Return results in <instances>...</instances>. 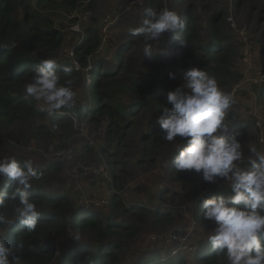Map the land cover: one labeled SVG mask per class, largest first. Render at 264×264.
<instances>
[{
	"label": "rangeland",
	"instance_id": "1",
	"mask_svg": "<svg viewBox=\"0 0 264 264\" xmlns=\"http://www.w3.org/2000/svg\"><path fill=\"white\" fill-rule=\"evenodd\" d=\"M164 8L181 18L187 12L192 15L201 31L198 45L202 46L210 41L206 35L208 18L218 10L224 13L222 44L230 48L226 71H209L207 67L212 62L202 47L178 49L168 41L170 33L151 42L156 51L151 58L143 57V37L131 36L129 29L143 25L146 9L159 12ZM40 10L64 37L63 46L47 58L74 64L79 71L71 80L76 92L74 106L90 107V71L98 61V66L106 70L119 64L118 77L122 80L146 78L142 94H120V102L127 108L155 88L165 93L175 90L186 83L183 71L197 67L214 77L218 86L233 97L225 123L229 125L227 135L240 133L238 139L245 155L241 167H249L248 159L255 158L248 151L250 147L264 154V99L258 93L264 86V0H79L74 9L63 7L60 0H51ZM89 27L98 30L100 46L83 68L76 61L74 48ZM125 43L130 46L122 51ZM120 54L122 59L116 63ZM169 71L176 73L175 79H169ZM30 81L31 77L26 83ZM42 103L35 101L38 110ZM157 109L137 110L133 124L121 123L113 132L107 129L106 117L91 120L89 115H77L72 110L70 120L55 126L50 124L49 114L39 110L27 122L0 129V158L14 157L21 162L31 159L34 168L44 171L39 179L31 181V188L65 193L76 209L82 202L105 218L132 225L133 236L122 230L111 237L121 246L118 263L146 264L154 253L166 258L180 254L185 264H205L194 257L193 249L206 242L213 225L208 221L207 225L199 223L195 209L207 195L230 189L223 181L206 183L192 171L182 173L185 183L176 176L171 161L184 141L179 137L166 141L161 132L150 128L159 116ZM58 161L61 166L47 165ZM49 210L57 212L55 208ZM13 218L14 214L9 221ZM41 232L45 239L54 238L57 248L75 243L66 242L76 235L70 228L42 226Z\"/></svg>",
	"mask_w": 264,
	"mask_h": 264
},
{
	"label": "trees",
	"instance_id": "2",
	"mask_svg": "<svg viewBox=\"0 0 264 264\" xmlns=\"http://www.w3.org/2000/svg\"><path fill=\"white\" fill-rule=\"evenodd\" d=\"M48 2L51 0H36L34 3L32 0H0V45L4 46L0 48V129L27 122L39 112L35 100L26 101L23 98V86L27 79L32 77L33 70L40 62L52 52L58 51L64 42L62 32L56 28L49 17L41 13L40 7ZM60 4L67 9H74L78 6L79 0H60ZM182 19L184 27L176 33H170L168 41L178 49L202 47L206 51V58L212 62V65L207 67L208 70L215 74L226 71L229 66L230 48L222 44L225 37L224 13L218 10L208 18L206 35L210 41L203 46L198 45L201 31L196 27L192 15L187 12ZM180 39H185L187 45L182 47L179 44ZM99 46L98 30L89 27L82 41L74 48L77 63L85 68L88 60L97 55ZM129 46V43L123 44L122 51ZM40 54L44 55L32 57ZM121 55L115 59L116 63L122 59ZM58 64L61 65L58 70L61 84L79 75L74 64L62 62ZM96 64V67L90 71L91 80L87 91L92 98L90 107L76 105L70 109L62 108L66 113L49 115L50 124L56 126L60 122L70 120L71 112L75 110L77 115L87 114L91 120L106 117L107 129L113 132L118 130L121 123L123 125L133 124L132 117L137 114V110L144 108L147 111L156 107L160 116L163 108L169 107V104L165 103L167 93L160 88H155L146 97L135 100L130 108L124 107L120 102V94L132 92L142 94L146 78L128 77L122 80L118 77L119 64H115L109 70L98 66L101 65V61ZM64 67H73L72 73L65 75ZM258 93L264 99V86L258 89ZM153 125L150 128L154 127L160 133L156 120H153ZM57 164L61 166L59 161L50 162L47 165L54 167ZM36 170L40 174L44 172L42 169ZM182 173L176 171V176L185 183L186 180ZM6 185L7 181L0 178V193L7 192L10 195L11 189ZM28 194L36 205V211L40 213L34 231H27L26 226L17 220L18 200H8L5 206L0 208V214L4 215L8 221L14 214L11 220L14 222L11 225L0 224V236L5 235L8 247L15 256L20 258L18 261L26 263L35 261L39 264H120L118 260L121 246L111 237L119 235L122 230L126 231L129 236H133L135 229L132 225H122L110 218H105L82 202H78L81 208L76 209L65 193H45L41 189L30 188ZM221 195L229 196L231 192L207 195L206 198ZM201 204L202 201L195 209V217L199 223L207 225V221L203 218L205 210ZM49 208H55L57 212L50 211ZM42 226L55 230L61 227L70 228L76 232V235H79L80 240L75 241L71 237L66 242L68 243L69 240L75 242L74 244H66L63 248H57L54 238L45 239L43 237ZM261 239L264 240V237ZM193 250L194 257L205 264H228L224 254L218 256L211 250L208 238L199 249L198 246H194ZM146 264H185V261L180 254L166 258L153 253L148 256Z\"/></svg>",
	"mask_w": 264,
	"mask_h": 264
},
{
	"label": "clouds",
	"instance_id": "3",
	"mask_svg": "<svg viewBox=\"0 0 264 264\" xmlns=\"http://www.w3.org/2000/svg\"><path fill=\"white\" fill-rule=\"evenodd\" d=\"M145 17L143 25L130 28L129 34L143 37V57L151 58L156 52L151 42L160 41L164 33H176L184 27V21L167 8L159 12L146 9ZM179 44L186 46L187 41L180 39ZM60 68L55 59H43L24 88L23 98L42 101L39 110L49 115L62 114V108L75 105L72 81L60 83ZM72 71L73 67L63 68L65 75ZM182 75L186 83L167 93L165 103L171 107H164L156 119L164 140L171 142L179 137L184 141L171 161L172 167L180 173L195 172L206 183L223 181L230 189L231 195L206 198L201 204L204 220L213 225L208 237L211 250L218 256L224 254L228 264H264V154L250 147L248 151L255 158L248 159L249 167H241L245 155L240 133L227 135L229 125L225 123L233 97L205 70L191 67ZM168 77L175 79L176 73L169 71ZM40 175L31 159L21 162L14 157L0 158V178L11 189L10 195L0 193V208L8 200H18L17 220L29 232L36 229L40 213L28 190ZM13 222L0 214V224ZM71 237L80 240L79 235ZM19 259L8 247L5 235L0 236V264H17Z\"/></svg>",
	"mask_w": 264,
	"mask_h": 264
}]
</instances>
